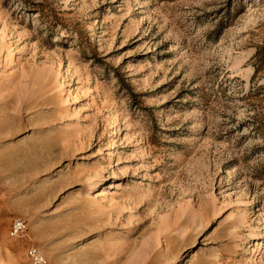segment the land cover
I'll return each mask as SVG.
<instances>
[{"label": "rangeland", "instance_id": "374dc122", "mask_svg": "<svg viewBox=\"0 0 264 264\" xmlns=\"http://www.w3.org/2000/svg\"><path fill=\"white\" fill-rule=\"evenodd\" d=\"M32 244L264 264V0H0V264Z\"/></svg>", "mask_w": 264, "mask_h": 264}, {"label": "built area", "instance_id": "2783aa9c", "mask_svg": "<svg viewBox=\"0 0 264 264\" xmlns=\"http://www.w3.org/2000/svg\"><path fill=\"white\" fill-rule=\"evenodd\" d=\"M26 229V223L24 219L19 217L13 218L9 224L8 236L9 237H20L24 234ZM27 256L30 264H45L46 257L42 250L37 245H30L27 249Z\"/></svg>", "mask_w": 264, "mask_h": 264}, {"label": "crops", "instance_id": "0c3cea01", "mask_svg": "<svg viewBox=\"0 0 264 264\" xmlns=\"http://www.w3.org/2000/svg\"><path fill=\"white\" fill-rule=\"evenodd\" d=\"M9 224H10V223H9ZM8 228H9V225H8ZM27 249H28V247L26 248V257H27V260H28V262H29V264H30L29 258H28V256H27Z\"/></svg>", "mask_w": 264, "mask_h": 264}, {"label": "bare ground", "instance_id": "6f19581e", "mask_svg": "<svg viewBox=\"0 0 264 264\" xmlns=\"http://www.w3.org/2000/svg\"><path fill=\"white\" fill-rule=\"evenodd\" d=\"M115 177V176H114Z\"/></svg>", "mask_w": 264, "mask_h": 264}]
</instances>
